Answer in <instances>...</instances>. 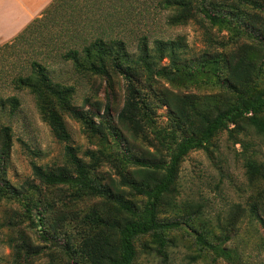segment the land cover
Segmentation results:
<instances>
[{
    "label": "trees",
    "instance_id": "obj_1",
    "mask_svg": "<svg viewBox=\"0 0 264 264\" xmlns=\"http://www.w3.org/2000/svg\"><path fill=\"white\" fill-rule=\"evenodd\" d=\"M114 2L53 0L16 37L0 45V51L9 49L11 53L40 45L39 54L13 78L12 84L35 97L41 118L62 142L70 138L64 115L94 127L87 113L73 104L75 85L54 80L49 60L70 63L80 78L103 79L111 90L115 83H122L125 98L114 129L122 156L116 153L108 159L120 180L110 176L103 184L76 156L73 147L67 146L66 166L49 169L34 164L35 181L20 187L19 193L33 190L38 198L25 204L21 216L48 226L47 233L54 234L52 239L62 235L63 254L70 258L74 250L85 264H133L137 239L147 234L164 244L160 233L178 226V222L160 221L159 214L177 207L180 168L190 152L210 151L213 140L223 131L232 138L252 131L264 142V0H156L157 7L168 12L169 26L195 23L206 31L211 49L197 56L188 55L184 36L153 41L145 36L135 52H130L127 41L115 32L130 21V15L128 9L123 12L118 6H110ZM211 27L232 31L235 39L229 37L227 43L215 40ZM214 45L221 51H213ZM191 86L210 91L179 92ZM154 98L167 107L164 125L157 120ZM0 103H9L15 110L19 100L9 97ZM104 114L108 120L112 117L109 98ZM238 142L249 150L250 143ZM11 147L10 127L0 126V177H4ZM133 150L142 155H134ZM256 155L253 152L245 157L246 173L250 182L264 184V163ZM53 187L57 193L50 200L44 190ZM64 187L71 189L68 203L101 198L96 204L98 210L82 218L74 209H64ZM6 189L19 190L9 184ZM256 216L264 224V219ZM21 223L11 216L8 226L19 229ZM70 227L83 234L77 245ZM27 239L22 237L21 245H13L17 252L15 264H27L30 254L35 253ZM198 241L237 264L230 250L214 246L201 236Z\"/></svg>",
    "mask_w": 264,
    "mask_h": 264
},
{
    "label": "rangeland",
    "instance_id": "obj_2",
    "mask_svg": "<svg viewBox=\"0 0 264 264\" xmlns=\"http://www.w3.org/2000/svg\"><path fill=\"white\" fill-rule=\"evenodd\" d=\"M110 6H118L123 12L128 9L130 21L117 27L115 32L127 41L132 53L140 38L145 36L150 41L184 36L189 56H197L211 49L206 31L199 25L189 23L169 26L168 12L157 7L156 0H115ZM7 16L4 14V17ZM209 29L217 41L227 43L229 37L235 39V34L227 29ZM32 48L25 46L13 53L9 49L0 51V101L9 97L19 100L15 110L9 103H0V126L10 127L12 136L5 174L0 177V264H15L17 252L13 250V245H21L22 237L27 241L29 238L34 245L35 253L30 254L27 264H85L84 259L74 250L70 252V258L63 254L62 235L58 239H52L54 234L50 236L47 233L48 226H42L38 221L32 223L21 216L25 212V204L30 199L36 201L38 198L33 190L25 189L24 193H19L20 187L27 181H35L32 170L34 164L49 169L66 166L69 161L67 146L73 147L76 156L103 184L109 182L110 176L119 181L120 177L108 163V159L116 153L122 156L114 129L118 126L117 115L123 107L125 93L121 82L115 83L114 90H111L103 79L93 78L87 81L80 78L74 73L70 63L66 64L58 59L49 60L54 80L75 85L73 104L87 113L94 127L91 129L83 121L64 115L63 120L70 138L66 142L59 141L41 118L35 97L28 90H18L12 84L13 78L39 54L40 45ZM212 50L219 52L221 48L214 45ZM209 91L205 87L191 86L182 88L179 92L206 94ZM107 98L111 105L110 120L104 114ZM97 101L101 104L98 105ZM154 103L157 107V120L160 125H164L168 119L167 107L155 98ZM238 141L250 143L249 150ZM253 152L257 153L258 161L264 163V142L252 131L236 138L230 137L228 131H223L213 140L210 151L190 152L180 168L177 207L159 214L160 221L178 222V226L160 233L164 238L163 245L154 235L139 237L133 264H235L200 243L198 236L214 246L230 250L237 257V264H264V224L256 216L259 214L264 219V184L250 182L245 167V157ZM132 153L142 155L138 150H133ZM7 184L19 190L8 191ZM44 191L50 196V200L57 193L54 187ZM63 191L68 206H64V209H74L82 218L90 217L98 210L96 204L101 198H84L68 203L71 189L64 187ZM47 215L52 216L51 213ZM11 216L21 220V231L10 229L8 224ZM69 230L77 245L83 234H77L71 227ZM42 235H46L48 239H44Z\"/></svg>",
    "mask_w": 264,
    "mask_h": 264
},
{
    "label": "crops",
    "instance_id": "obj_3",
    "mask_svg": "<svg viewBox=\"0 0 264 264\" xmlns=\"http://www.w3.org/2000/svg\"><path fill=\"white\" fill-rule=\"evenodd\" d=\"M53 0H0V44L16 37ZM8 15L7 17H4Z\"/></svg>",
    "mask_w": 264,
    "mask_h": 264
}]
</instances>
